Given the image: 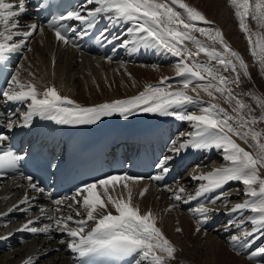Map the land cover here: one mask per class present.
<instances>
[{
    "label": "snow or ice",
    "instance_id": "snow-or-ice-1",
    "mask_svg": "<svg viewBox=\"0 0 264 264\" xmlns=\"http://www.w3.org/2000/svg\"><path fill=\"white\" fill-rule=\"evenodd\" d=\"M28 0H0V60H6L9 53L20 51L26 46L28 39L36 32L43 33V26L29 23L19 30L21 25L19 18L27 11ZM234 9L235 18L239 28L246 35L250 54L258 58L264 65V35L259 32L253 34L246 22L248 18L256 21L260 27H264V0H228ZM88 5H97L87 10ZM43 6V5H42ZM182 10H177V7ZM84 11L86 14H82ZM102 14H110L109 19L119 22H131V27L126 28V34L131 40H123L122 47L133 44L144 49H155L178 58L175 64V73L179 77L180 87L170 90L169 77H162L157 85H146L143 91L126 98L113 99L92 105H82L66 95H61L55 85H46L43 90L38 88L35 73L28 71L25 79L21 72L22 67L17 68L11 74V79L6 81L7 88L0 89L3 100L13 103L26 104L27 110L19 113L20 122L14 123L13 117L17 113H6V127L8 130L16 126L27 127L33 117L53 121L57 125H94L103 117L119 115L127 119L136 113H152L163 116H173L180 121L189 122L193 131L182 133L181 137L187 136L181 142L173 141L171 151L179 154L185 149H219L222 150V159L225 164L209 170L206 173L192 174L189 179L195 180L198 187L194 194L184 197L185 188L180 186L173 192L172 199L176 202L188 203L208 193L217 195L210 197L208 203L215 205L217 202L228 199L222 190L230 182H239L244 185V195L247 197L243 202L229 208L231 213L250 210L255 215H250L247 220L241 217L236 225L241 228L245 223H250L252 228L245 231L241 236L232 235L230 242L239 249H246L247 259L251 264H264V245L253 248V245L264 235V130L257 131L253 125L264 122V113L256 117L251 105L240 99V93L234 92L233 85L241 83L243 70L245 77L250 76L248 66L239 53L233 50L218 28L199 27L203 22L211 24L206 17L196 8L189 6L184 0H84L81 10L68 11L66 15L53 16L48 21V27L54 31L58 42L65 45L73 43L67 36V29L58 24V21L75 20L87 28L94 27L97 17ZM75 32L76 29L72 28ZM107 31V29H105ZM195 33L207 37L211 44L199 39ZM81 35L86 32H81ZM253 35L256 39L253 40ZM19 37V42H13ZM101 38L103 33H101ZM219 43L222 50L215 45ZM189 44L192 47H189ZM133 48V51L136 50ZM194 49V50H193ZM31 51V48H29ZM203 53L206 61H199L197 57ZM235 58V61L233 60ZM111 59L110 57L108 58ZM210 61H216L220 67L212 65ZM55 60L53 58V64ZM231 71L234 76H226L223 72ZM264 71V68H262ZM189 92L195 93L190 95ZM201 92L212 98L207 101L206 107H199L202 102ZM216 93L224 97L228 104L234 101L230 114L224 107L214 103ZM243 95H252L243 93ZM260 108L264 110V101L255 98ZM195 105L198 111H187V107ZM247 109V115L242 114ZM233 137H236L234 139ZM4 133H0V142L7 140ZM237 139L249 145L255 151L250 152L237 143ZM26 154H19L11 147H0V172L15 170L19 167ZM172 156H164L157 163L159 173L150 177L154 181H162L165 175L171 171L168 166ZM55 167V165H50ZM199 167V166H197ZM28 187L33 191L43 193L44 189L38 183L33 182L32 176L25 177ZM143 177H133L126 173L107 175L104 178L84 183L77 187L72 196L56 199L53 204L56 211L60 206H65L73 214L63 216H50L54 220L56 231L66 232L72 240L68 247L80 257L89 253H106L117 257H132L133 264H171L175 260V245L165 236L162 229L157 226V215L151 210L141 212L139 204L133 202V188ZM123 183L127 192V198H114L109 194V188L115 191L116 187ZM103 188L99 193L97 188ZM172 192L171 188H166ZM147 187L139 192L143 198ZM106 197V200L102 198ZM27 195L17 204L0 213L6 216L14 210H21L20 205L29 201ZM34 199V198H33ZM227 206V205H226ZM115 209L113 214L109 208ZM176 204H170L166 211H171ZM24 211H27L24 209ZM213 211H219L204 203H198L189 212L199 218L195 221V230L199 232L201 226L209 218ZM41 215H45V209H40ZM83 214L86 218L75 219ZM39 217L27 220L17 231L30 233H49L53 225L44 227L32 226ZM92 224L89 226L88 222ZM76 226L72 227L70 224ZM233 224L229 222V226ZM87 228V231H86ZM177 232L182 229L177 227ZM227 230V229H225ZM11 235V233H9ZM251 237V239H250ZM7 239V236L0 237ZM64 243V241H61ZM22 264H33L31 257L22 261Z\"/></svg>",
    "mask_w": 264,
    "mask_h": 264
},
{
    "label": "bare ground",
    "instance_id": "bare-ground-1",
    "mask_svg": "<svg viewBox=\"0 0 264 264\" xmlns=\"http://www.w3.org/2000/svg\"><path fill=\"white\" fill-rule=\"evenodd\" d=\"M184 2L197 10L204 8L202 13L206 16L207 21L211 20V24L200 22L199 27L220 29L224 39L228 40L227 43L240 54L248 67L256 68L258 66L259 69L253 73L252 80L248 81L242 75L243 78L241 77L239 86L233 85L232 87L234 92L241 94L240 99L251 105L252 114L259 117L264 110L257 103L255 104L257 102L255 98L258 97L261 101H264L262 92L264 85V71H262V68L264 66H261L258 58H254L250 54L246 35L239 28L234 9L230 6L228 0H189V2L184 0ZM177 10L180 9L177 8ZM25 21L28 22L29 20ZM246 22L253 34L259 32L264 35V27H260L256 21L248 18ZM20 29L23 31L25 27L21 24ZM43 29L42 34L40 32L34 33L26 42V46L21 48L22 54L14 67V73L20 67L25 70L21 72L25 79H30L27 76L28 71L35 73L34 82L37 83L40 90H43L46 85H55L61 94L69 96L82 105H91L92 103H100L103 99L110 101L114 97L134 95L144 90L148 82L157 85L162 77L168 75L171 78L168 81V84L172 86L170 90L181 86L179 77L175 73V64L178 58L170 54L162 56L156 53L153 60L140 59L138 61V56L130 51L117 61H106L99 56L84 53L81 50L71 48L68 44L65 45L54 40L50 32L45 28ZM195 35L202 41L211 44L207 37L201 36L199 33H195ZM252 38L255 40L257 37L253 35ZM14 42L18 43L16 37ZM215 46L222 50L220 44L217 43ZM189 47L191 48L192 45L189 44ZM29 48H31V51H29ZM53 58L55 60L54 64ZM197 60L203 62L207 60V57L201 53ZM233 60L236 62L235 58ZM210 63L217 68L220 67L216 64V61H210ZM223 74L226 76L235 75L230 70L223 72ZM76 81H79L80 84H77ZM243 93H251L252 95H243ZM189 94L195 95L192 92H189ZM201 94L204 93L201 92ZM215 95L217 98L213 100L214 103L220 104L230 114L236 115L232 112L234 101L230 105L225 102L224 97L217 93ZM203 101L199 103V107L207 106L204 99ZM26 110L27 105L25 104L24 111ZM186 110L198 111V107L190 105ZM137 114L139 113L132 116ZM151 114L141 113V116L148 117ZM242 114L247 115V109ZM2 117L3 114L0 111V119ZM253 127L257 131L264 130V123L258 122ZM191 131H193V127L187 121L170 126L168 135L164 137L167 149L172 148L173 141L181 142L182 139H187V136L182 138L181 134ZM233 138L236 139V137ZM237 143H240L242 147L250 152L255 151L239 139H237ZM187 150H182L179 154H176L177 157H180L182 153H186L181 161V165L185 170L181 172L179 177L166 185L154 180H141L133 188V202L139 204L141 212L151 209L158 217L157 226L162 229L165 236L172 239L176 252L175 260L171 261V264H251L245 254L247 250L239 249L238 251L240 241L236 243V247L230 242L232 235L241 236L243 232L250 231L252 228L250 223H245L243 227L237 228L236 225L240 223L241 217L247 220L250 215H255L250 210L236 213L229 211L231 206L243 202L247 198L244 195V185L242 183L230 182L222 190H218L223 191L228 199L217 202L215 205L208 203V201L210 197L217 195L218 192L208 193L188 203L176 202L172 199L173 192L180 186L185 188V193L182 194L185 198L187 194H194L199 182L189 179L190 175L206 173L225 164L222 159V150L205 149L202 156L201 154L197 156V151H202L201 149H195V152ZM261 173L264 174V169H261ZM145 187H147L146 194L141 198L139 192ZM166 188H171L173 191L169 192ZM97 191L103 193V188L98 186ZM109 194L114 198H127L123 183L118 185L115 191L110 186ZM25 195L30 199L27 203L19 206L21 210H14L6 216H0V237L7 235V239H0V264H22V261L28 257L32 258L33 264H72L69 261V255L66 254L68 243L72 238L65 232L60 236V240L55 238L53 234L56 231V226L55 229L53 226L52 231L49 233L17 231L29 219L39 217L32 226L44 227L53 222V219L49 217L54 216L49 211L50 207L45 209V215H41L40 209L46 206V202H37L41 205L38 207L36 205L37 199L34 196L38 194L28 188L22 179L17 177L0 178V213L7 212L9 207L17 204ZM102 198L106 200V197L102 196ZM173 203L176 204V207L171 211H166L168 206ZM198 203H204L208 207L219 209V211H213L210 214V218L202 224L199 232L195 230V221L199 217L189 212V209L197 207ZM24 209L27 211H24ZM66 214L74 215V212H70L63 205L56 212V216ZM74 218L82 219L86 218V215L82 213L81 216H74ZM230 221L233 222L231 226H229ZM88 224L91 226L92 222L89 221ZM70 226L75 227L76 225L72 223ZM177 227L181 228L182 231L177 232L175 230ZM61 241H64V247ZM260 245H264V235L256 241L253 248ZM144 264H148V262L145 261Z\"/></svg>",
    "mask_w": 264,
    "mask_h": 264
},
{
    "label": "rangeland",
    "instance_id": "rangeland-1",
    "mask_svg": "<svg viewBox=\"0 0 264 264\" xmlns=\"http://www.w3.org/2000/svg\"><path fill=\"white\" fill-rule=\"evenodd\" d=\"M188 2H189V0H188ZM177 7V6H176ZM178 8V7H177ZM203 9L204 8H201L200 10H198V11H200L201 13H202V11H203ZM182 11V10H181ZM206 13H208V12H206ZM203 14V13H202ZM205 15H207V14H205ZM206 17V16H205ZM209 21H211V20H209ZM225 40H227V39H225ZM227 42H228V40H227ZM219 44V43H218ZM262 67L264 66V65H261ZM254 69H256V70H254ZM259 68H258V66L256 67V68H252V67H248V72L249 73H251L250 74V77H246L247 79H248V81H250V79L252 80V77H253V73L254 72H256L257 70H258ZM239 71H240V73H241V77L243 78V72H241L242 70H240V69H238ZM252 70V71H251ZM76 83L77 84H80V82L79 81H76ZM262 92H263V94H264V85H263V87H262ZM217 94H219V93H217ZM220 95V94H219ZM264 96V95H263ZM201 97H202V101H203V99L205 100V102H207V101H209V100H211V98H209L207 95H205V93L204 94H201ZM256 101V100H255ZM204 102V101H203ZM257 102H255V104H256ZM257 105H259L258 103H257ZM262 113H264V111H262ZM264 123V122H263Z\"/></svg>",
    "mask_w": 264,
    "mask_h": 264
}]
</instances>
